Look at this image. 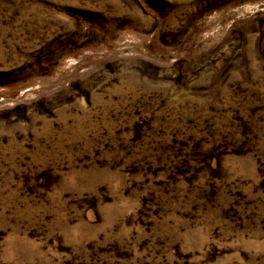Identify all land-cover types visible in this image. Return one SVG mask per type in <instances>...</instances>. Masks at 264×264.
I'll use <instances>...</instances> for the list:
<instances>
[{"label": "rangeland", "instance_id": "obj_1", "mask_svg": "<svg viewBox=\"0 0 264 264\" xmlns=\"http://www.w3.org/2000/svg\"><path fill=\"white\" fill-rule=\"evenodd\" d=\"M0 264H264V0H0Z\"/></svg>", "mask_w": 264, "mask_h": 264}]
</instances>
